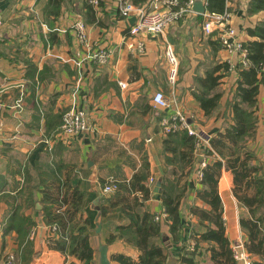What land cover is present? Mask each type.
<instances>
[{
  "label": "crops",
  "instance_id": "crops-1",
  "mask_svg": "<svg viewBox=\"0 0 264 264\" xmlns=\"http://www.w3.org/2000/svg\"><path fill=\"white\" fill-rule=\"evenodd\" d=\"M132 1L150 7L156 0ZM158 1L161 6L167 3L175 8L182 6L180 0ZM227 1L232 23L245 42L250 38L248 28L264 18V11L249 13L250 0ZM197 13L195 10L186 13L164 34L131 35L129 27L136 22L137 14L123 16L113 2L92 4L89 13L87 0H63L55 12L48 0H0V225L4 231L1 246L15 252L20 264H69L72 260L85 264L84 260L52 246V239L59 233H54L43 209L52 204L48 196L59 197L66 189L71 191L75 187L84 191L83 205L92 221L95 256L91 263L99 264L97 204L101 212L100 234L109 245L112 264H118L115 256L120 253L138 261L142 251L134 242L124 236L112 242L108 238L117 234L118 226L130 223L122 208L133 204L142 192L137 187L110 192L104 191V186L111 181L128 183L137 172L144 171L149 176L146 183L149 197L136 209H149L155 216L159 215L157 222L169 252L167 260L181 264L182 250H188L196 242L199 231V217L192 209L208 207L198 196L203 185L196 176L203 155L209 158L208 166L217 159L224 163L218 189L231 247L240 240L248 242L241 217H248L249 209L235 193V173L214 145L235 123L232 103L240 80L239 68L244 66L239 62L237 67L231 66L237 56L229 59L230 54L222 47L217 32L205 33L203 18ZM78 18L85 21L89 38L96 46L111 50L107 63L99 64L86 57V49L72 28ZM138 39L146 44L143 54L129 48V43ZM167 41L174 45L180 60L175 84L168 79ZM218 62H227L229 71L221 77L217 88L223 92L219 104L207 115L194 92L199 88L198 78L205 77ZM222 72L220 68L217 73ZM120 81L127 85L123 87ZM258 81V121L254 140H248L246 150L251 152L248 163L258 167L257 173L262 174L264 66ZM157 90L171 98V106H155L153 95ZM178 106L187 113L191 126L201 137L195 142L192 170L190 163L182 159L167 163L163 151L167 134L161 121ZM71 108L86 111L89 129L61 137L58 131L63 114ZM156 155L164 168L161 197L167 190L164 177L168 178V188L173 185L186 188L187 193L182 196L185 246L172 237V220L162 199L153 198L150 183L157 166ZM245 157L241 151V158ZM246 190L253 192L251 187ZM102 205L106 208L104 214ZM251 255L253 260L260 259L256 254ZM202 259L203 264H214L211 251ZM236 264L244 263L236 260Z\"/></svg>",
  "mask_w": 264,
  "mask_h": 264
},
{
  "label": "trees",
  "instance_id": "trees-1",
  "mask_svg": "<svg viewBox=\"0 0 264 264\" xmlns=\"http://www.w3.org/2000/svg\"><path fill=\"white\" fill-rule=\"evenodd\" d=\"M62 1L48 0V3L55 12L59 10ZM188 1L180 0L179 5H186ZM226 2L227 0H205V5L211 12H221ZM88 5L90 13L92 4L88 2ZM262 10L264 11V0L249 1V13ZM197 16L202 20L203 14L197 13ZM248 34L250 38L244 42L247 49L248 66L239 68L240 80L237 84L235 100L232 103L235 123L226 130V134L221 135L215 141L214 145L221 156L227 159L228 166L235 173V193L249 209L250 215L241 217V225L248 233L246 244L249 251L260 256L259 260H253V264H264V173H257L258 167L248 163L251 152L246 150L249 136H254L258 121V74L264 66V18L256 25L249 27ZM220 68L223 72L217 73ZM228 68L227 62H218L207 71L205 77L198 78L199 88L195 90L194 96L207 115H211L219 104L223 92L217 88L221 77L229 71ZM195 142V136L189 134L186 129L167 134L163 140L166 162L170 164L177 159H182L190 163L192 170L191 161H193ZM241 151L246 154L244 159L241 158ZM148 164L146 162V168ZM223 164L222 160H215L205 169L204 176L200 180L203 187L198 192V196L207 203L208 207L194 206L192 209V212L199 217L197 224L199 231L195 235L196 242L188 250H182L179 256L181 264H203L202 257L208 251H211L214 264H236L231 242L226 235L224 206L218 189ZM251 171H256V173L251 174ZM148 178V173L145 171L137 172L128 183H117V188L114 190L118 192L122 188L131 190L137 187L142 192L141 197L136 196L133 204H125L126 206L122 208L130 218V223L118 226L117 234H111L108 238V241L112 242L124 236L127 240L134 242L142 253L138 261L133 260L129 255L120 253L115 256L118 264H171L167 260L169 252L164 247L160 222H157L155 215L149 209L141 211L136 209L137 206H143L144 200L149 197V187L146 184ZM164 180L163 183L167 190H164L161 199L172 220L170 231L173 239L176 242L182 241L185 246L182 231L185 226L182 217V196L187 193L186 188L173 185L177 188L172 186L170 189L166 186L168 178L164 177ZM249 187L253 189V192H247L246 189ZM172 189H178V192ZM84 196V191L78 187L71 191L66 189L61 197L48 196L52 204L43 209L46 211L50 225H57L54 233H59L52 239V246L67 255L84 260L85 264H92L91 261L95 256L91 237L92 221L83 205ZM55 203L64 205L65 209L55 211L53 208ZM105 212L106 208L102 205V213ZM69 264L77 263L72 260Z\"/></svg>",
  "mask_w": 264,
  "mask_h": 264
},
{
  "label": "built area",
  "instance_id": "built-area-1",
  "mask_svg": "<svg viewBox=\"0 0 264 264\" xmlns=\"http://www.w3.org/2000/svg\"><path fill=\"white\" fill-rule=\"evenodd\" d=\"M89 3L97 6L103 2H113L115 7L123 16H128L132 13L137 14V20L130 25L131 35L138 34H164L166 29L176 20L182 18L186 13L194 11L193 4L195 0H189L186 5L178 8L167 3L166 6H161V3L156 0L153 5L139 6L131 0H87ZM228 2V1H227ZM203 14L202 29L205 33L211 34L217 32V37L222 44V47L227 50L231 56L237 58L231 62L232 67H237V62L240 65H248L247 49L244 41L239 36L238 29L232 23V11L230 7L225 6L221 12H211L206 9ZM72 28L76 38L80 40L86 49V57L95 60L99 64H105L109 61L111 50L96 46L89 38L86 23L83 19H75L72 23ZM131 51L137 54H143L146 51V44L142 39L129 43ZM165 56L168 62V79L172 84H175L179 74L180 60L176 49L169 41L165 44ZM232 60V59H231ZM120 84L125 87L127 84L120 81ZM153 102L157 107L171 106V98L168 97L162 90H157L153 95ZM162 130L165 134H169L180 129H186L189 134L196 136V141H200V133L191 126L187 113L181 107H177L174 112L165 116L162 121ZM89 129L87 113L84 109L71 108L64 112L58 135L61 137L72 136L79 132ZM209 158L203 155L202 159L196 167V176L201 180L204 176L205 169L208 167ZM117 188V182L111 181L104 186V191H114ZM159 220V215L155 216ZM54 231L57 226L52 228ZM3 228L0 225V262L4 264H16L18 257L15 252H8L1 246L3 236ZM233 256L236 260L242 261L244 264H253L252 255L244 240H240L232 246Z\"/></svg>",
  "mask_w": 264,
  "mask_h": 264
},
{
  "label": "water",
  "instance_id": "water-1",
  "mask_svg": "<svg viewBox=\"0 0 264 264\" xmlns=\"http://www.w3.org/2000/svg\"><path fill=\"white\" fill-rule=\"evenodd\" d=\"M193 9L196 12L203 13L206 11L207 7L205 5L204 0H195L193 4ZM157 166L155 167V172L152 175V180L150 186L154 192L153 198L160 199L162 194V175L164 173V168L161 164L159 157L156 155ZM96 209H98V214L96 215V227L95 231L98 233V260L99 264H112L111 257L109 255V245L105 243L101 238V230H102V222L99 220L101 212L100 205H96Z\"/></svg>",
  "mask_w": 264,
  "mask_h": 264
},
{
  "label": "rangeland",
  "instance_id": "rangeland-1",
  "mask_svg": "<svg viewBox=\"0 0 264 264\" xmlns=\"http://www.w3.org/2000/svg\"><path fill=\"white\" fill-rule=\"evenodd\" d=\"M131 1H132V0H131ZM178 20H180V19H178ZM178 20H177V21H178ZM179 68H180V67H179ZM178 75H179V74H178ZM177 80H178V78H177ZM253 137H254V136H249V139L252 140ZM249 139H248V140H249ZM253 140H254V139H253ZM253 140H252V141H253ZM174 188H175V187H174ZM175 190L178 192V189H175ZM110 192H111V191H110ZM61 196H62V195H60L59 197H61ZM57 204H58V205H57ZM59 204H60V203H55V205H54V207H53V208L55 209V211H57V212L60 211V210L65 209V206H64V205L61 206V205H59ZM56 205H57V206H56ZM56 208H57V209H56ZM54 226H57V225H56V224L51 225V228H54ZM8 252H12V251H9V250H8ZM0 264H4V263H3V262H0ZM16 264H20L19 260H18V262H17Z\"/></svg>",
  "mask_w": 264,
  "mask_h": 264
}]
</instances>
